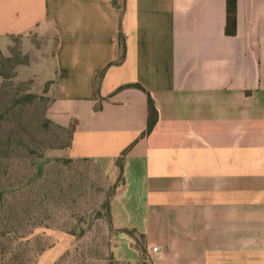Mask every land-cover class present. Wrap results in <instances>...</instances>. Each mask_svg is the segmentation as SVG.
<instances>
[{
  "label": "crops",
  "instance_id": "crops-1",
  "mask_svg": "<svg viewBox=\"0 0 264 264\" xmlns=\"http://www.w3.org/2000/svg\"><path fill=\"white\" fill-rule=\"evenodd\" d=\"M227 5L0 0V51L53 32L19 74L55 83L49 118L75 126L66 155L118 183V261L264 264V0H236L235 35ZM24 46L33 50L30 37ZM148 93L158 120L144 134Z\"/></svg>",
  "mask_w": 264,
  "mask_h": 264
},
{
  "label": "rangeland",
  "instance_id": "rangeland-1",
  "mask_svg": "<svg viewBox=\"0 0 264 264\" xmlns=\"http://www.w3.org/2000/svg\"><path fill=\"white\" fill-rule=\"evenodd\" d=\"M26 37L33 50L25 49ZM54 41L48 27L35 29L14 37L2 52L12 62L0 57V86L11 84L0 87V93L39 96L0 119V264H144L114 257V230L103 207L112 185L91 161H67L69 132L47 123L57 96L55 83L19 74L21 66L38 59L45 44ZM35 64L29 73H40Z\"/></svg>",
  "mask_w": 264,
  "mask_h": 264
},
{
  "label": "trees",
  "instance_id": "trees-1",
  "mask_svg": "<svg viewBox=\"0 0 264 264\" xmlns=\"http://www.w3.org/2000/svg\"><path fill=\"white\" fill-rule=\"evenodd\" d=\"M236 11H237L236 10V0H228L226 32L229 35H235L236 34V23H237ZM17 37H22V36H17ZM120 46H121V59H122L124 56V52H125V44L123 42H121ZM0 57H2L3 61H6V62H12L13 61L12 56L5 57L2 53V51H0ZM22 63L25 64V63H27V61L22 62ZM1 65H2V63L0 62V66ZM0 75L1 76L4 75L1 68H0ZM4 78L5 79L9 78V76H5ZM7 85L9 86L11 84L5 83L2 86H7ZM2 86H0V87H2ZM0 90H2V89H0ZM0 95H1V97H0V109H2L0 112V119H5V118H7L8 115L14 113L15 110L22 109L23 107H25L29 104H32L34 102V100L38 99V97H39L37 94H34V93L29 92V93L22 94V93H19V91L15 92L13 90H11L10 93L1 92ZM3 96H5V97L2 98ZM157 120H158V110L155 106V102H154L153 98L148 93V125H147V129L145 130L144 134H149L152 131V129L154 128V126L157 123ZM47 123H54V121L51 119H48ZM58 126L64 130L68 131L70 136H71L70 141L66 145V147L69 148L71 145L72 134H73V130H74L75 126L72 124L71 129L63 127L61 125H58ZM127 151H128V149L125 150L122 153L121 157L119 158V166H120L121 170H122L121 161L124 158V156L126 155ZM71 160H72V158L67 159V161H71ZM117 186H118V183L111 186V194L103 203V207L106 211L107 219H108V222L111 225V227H112V224H111V213H110V198H111L112 194L114 193V191L116 190ZM129 233L131 234V236L136 238L137 247H140L142 249L141 240L136 236L135 232L129 231ZM140 261H142L144 264L146 263L143 260H140ZM126 263H129V262H126Z\"/></svg>",
  "mask_w": 264,
  "mask_h": 264
},
{
  "label": "built area",
  "instance_id": "built-area-1",
  "mask_svg": "<svg viewBox=\"0 0 264 264\" xmlns=\"http://www.w3.org/2000/svg\"><path fill=\"white\" fill-rule=\"evenodd\" d=\"M152 251H153V252H157V251H158V247H153V248H152Z\"/></svg>",
  "mask_w": 264,
  "mask_h": 264
}]
</instances>
